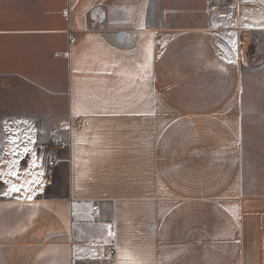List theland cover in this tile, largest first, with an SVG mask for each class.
Wrapping results in <instances>:
<instances>
[{"label":"crops","instance_id":"1","mask_svg":"<svg viewBox=\"0 0 264 264\" xmlns=\"http://www.w3.org/2000/svg\"><path fill=\"white\" fill-rule=\"evenodd\" d=\"M253 58L264 0H0V79L45 94L57 125L45 184L37 124L0 114L2 190L31 165L43 179L0 191V264H110L108 245L114 264H264Z\"/></svg>","mask_w":264,"mask_h":264},{"label":"rangeland","instance_id":"2","mask_svg":"<svg viewBox=\"0 0 264 264\" xmlns=\"http://www.w3.org/2000/svg\"><path fill=\"white\" fill-rule=\"evenodd\" d=\"M255 47L249 49V56H253ZM264 61V60H263ZM264 64L262 59H250L247 67L249 81L246 85L247 92L251 95L250 110L252 113L247 120V137L245 144L244 163L248 170L249 190L264 191ZM5 81L0 79V114L22 113L30 122H35L38 127L39 137H36L31 148L35 156L43 161L46 155L51 153L54 146L53 139L50 137V131L57 125L53 122L56 117H52V111L49 109L50 99L28 84H19V88H11L6 91L3 84ZM23 89V90H22ZM4 104L5 106L3 107ZM62 110V109H60ZM59 110V111H60ZM58 111V112H59ZM62 113H58L57 120L64 118ZM56 116V115H55ZM25 162V160H24ZM21 173H15L10 179V187L2 190V180L0 178V191L8 199L29 198L39 191L34 189L37 182H43L39 179L37 164L31 165L29 170ZM41 173V172H40ZM15 188L16 190H13Z\"/></svg>","mask_w":264,"mask_h":264},{"label":"built area","instance_id":"3","mask_svg":"<svg viewBox=\"0 0 264 264\" xmlns=\"http://www.w3.org/2000/svg\"><path fill=\"white\" fill-rule=\"evenodd\" d=\"M66 12V11H65ZM67 13V12H66ZM75 37H72V42H74ZM56 163V157L54 155H52L51 153L46 155V166L45 171H44V182L46 184V182H50V179L52 178V174H53V166ZM113 231L112 228L108 229V233L111 234ZM96 245H100L98 241L94 242ZM104 253H106V258L108 260V262L110 264H114L115 259H116V253H115V248L114 246H110L108 245L105 249H104Z\"/></svg>","mask_w":264,"mask_h":264},{"label":"snow or ice","instance_id":"4","mask_svg":"<svg viewBox=\"0 0 264 264\" xmlns=\"http://www.w3.org/2000/svg\"><path fill=\"white\" fill-rule=\"evenodd\" d=\"M13 143H15V141H13ZM27 151V150H26ZM13 190H16L15 188H13Z\"/></svg>","mask_w":264,"mask_h":264}]
</instances>
